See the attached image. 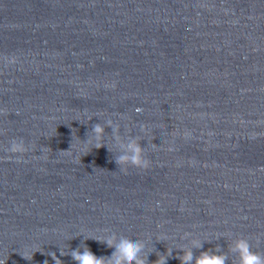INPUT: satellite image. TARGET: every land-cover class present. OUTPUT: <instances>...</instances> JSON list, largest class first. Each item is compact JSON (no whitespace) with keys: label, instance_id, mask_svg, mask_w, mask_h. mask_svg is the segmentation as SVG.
Instances as JSON below:
<instances>
[{"label":"water","instance_id":"95a60500","mask_svg":"<svg viewBox=\"0 0 264 264\" xmlns=\"http://www.w3.org/2000/svg\"><path fill=\"white\" fill-rule=\"evenodd\" d=\"M107 121L149 169L119 170ZM106 229L150 237L149 264L229 234L264 252V0H0V264L110 256Z\"/></svg>","mask_w":264,"mask_h":264},{"label":"clouds","instance_id":"9594fccd","mask_svg":"<svg viewBox=\"0 0 264 264\" xmlns=\"http://www.w3.org/2000/svg\"><path fill=\"white\" fill-rule=\"evenodd\" d=\"M106 125L112 129L114 142L119 144L120 150L114 156L119 170L126 171L132 168L140 170L149 169L151 160L146 154L145 148L141 146V137L116 135V129L111 127L112 122L107 121ZM91 131L94 138L98 141L95 148L104 147L105 144L100 143V141L103 140L105 125L96 123ZM29 150V145L25 143L23 138L10 139L5 149L6 152L13 155H23ZM190 236H192L191 233H185L182 239H188ZM227 237L230 243H228L226 251L220 245H216L214 250L203 251L199 256H194L193 249L202 248L203 242L197 238H191L188 244L179 247V250L183 254L178 255L176 258L181 264H193V262L194 264H228L230 260L231 264H264V252L253 251L248 238L236 235L233 239L232 234H229ZM88 238L105 243L107 247L113 248L114 251L110 256L97 257L86 245H83V251H81L80 247L68 252L61 249L60 255H70L76 264H149L148 255L152 253V249L148 247L151 241L150 237L132 239L106 229L102 238ZM217 238L219 239L220 236ZM172 253V248H167L166 254L157 253L158 259L154 264H167V259L172 256ZM49 255L54 264H62V261L57 257L55 252H51ZM21 257L28 261L32 259L29 256L22 255ZM43 264H48V261H43Z\"/></svg>","mask_w":264,"mask_h":264}]
</instances>
